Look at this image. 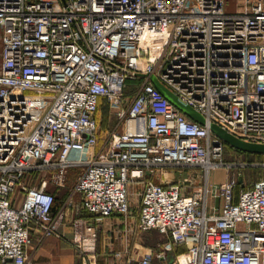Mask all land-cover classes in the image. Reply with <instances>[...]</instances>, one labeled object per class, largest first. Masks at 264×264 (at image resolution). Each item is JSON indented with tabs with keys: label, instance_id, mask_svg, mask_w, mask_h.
Segmentation results:
<instances>
[{
	"label": "built area",
	"instance_id": "2783aa9c",
	"mask_svg": "<svg viewBox=\"0 0 264 264\" xmlns=\"http://www.w3.org/2000/svg\"><path fill=\"white\" fill-rule=\"evenodd\" d=\"M131 79L141 80L130 97ZM103 100L117 114L106 137ZM211 123L264 142V0L239 10L228 0H0V264H52L29 254L33 234L99 264L97 225L127 218L133 197L138 228L169 245L127 264L166 250L170 264H264V178L236 196L242 172L230 171ZM164 166L199 167L203 179L156 180ZM51 184L68 189L62 202Z\"/></svg>",
	"mask_w": 264,
	"mask_h": 264
},
{
	"label": "crops",
	"instance_id": "0c3cea01",
	"mask_svg": "<svg viewBox=\"0 0 264 264\" xmlns=\"http://www.w3.org/2000/svg\"><path fill=\"white\" fill-rule=\"evenodd\" d=\"M239 1L240 7L235 10L241 9L243 0ZM166 168V166L160 168L155 179L165 183L177 181L176 178L170 177L169 171L165 170ZM224 170V177L217 179L211 176V181L215 184L225 181L228 173L225 168ZM213 173H216V171ZM135 189L136 187L133 186L131 189L132 194L135 193ZM211 203L219 204L221 201L212 199ZM137 215L138 207L134 203L127 218L114 214L97 225L99 264H127L131 259L135 260L146 246L163 250L165 246L169 245V237L157 229L140 230L137 226ZM153 230L161 236V239L149 244L147 241L148 233L153 232ZM28 252L34 260L39 262H47L51 259L52 264H79V258L72 245L57 237L37 240V235L33 234V242L28 247ZM118 252L121 255H117ZM166 256V258H154L151 264H170L172 251L166 250ZM46 258L50 259L45 260Z\"/></svg>",
	"mask_w": 264,
	"mask_h": 264
},
{
	"label": "rangeland",
	"instance_id": "374dc122",
	"mask_svg": "<svg viewBox=\"0 0 264 264\" xmlns=\"http://www.w3.org/2000/svg\"><path fill=\"white\" fill-rule=\"evenodd\" d=\"M240 7V1L239 0H228V8L230 10H235L236 8ZM131 85L127 87V93H129V96H133L135 89L137 88V82L133 83V81L130 82ZM98 118L100 120V131L102 132V135L104 137L107 136V131L114 128L117 125V114L115 111L110 110L109 105L103 103L101 105L100 111H98ZM106 135V136H105ZM229 152H227L228 154ZM227 158V157H226ZM232 167L230 168V171L236 169V170H242L245 171L246 176L249 179H258L261 177H264V157L262 159H252L253 161H249L250 157H243L240 153L235 154V156H231ZM226 160V159H225ZM259 160H262L261 162ZM227 161V160H226ZM167 168L165 170L169 171V175L172 178H176L177 181L185 182L186 184L193 186L195 183H197L199 180L203 179V171L199 167L195 166H166ZM246 167H249V169H246ZM225 170L224 168L216 170V173H213L212 177L214 178H222L224 177ZM175 175V177H174ZM75 180V176L72 175L69 177V186L73 184ZM50 188L52 190H55V186L53 184L50 185ZM57 195L59 196V202L63 201L64 196L68 193L67 188L59 189L57 188L56 191ZM133 203H137L136 198L133 199ZM159 239H161V236L153 230V232L148 233V243L151 244L152 242H157ZM35 246V245H34ZM50 258H46L45 260H49ZM47 262H51V259Z\"/></svg>",
	"mask_w": 264,
	"mask_h": 264
},
{
	"label": "water",
	"instance_id": "95a60500",
	"mask_svg": "<svg viewBox=\"0 0 264 264\" xmlns=\"http://www.w3.org/2000/svg\"><path fill=\"white\" fill-rule=\"evenodd\" d=\"M151 80L156 85V87L171 101L173 102L180 110L186 113L192 119L205 123V117L202 113H200L197 109H195L190 104L183 101L178 95H176L172 90H170L167 86H165L154 74L150 75ZM212 131L224 140L226 143L231 146L240 149L242 151H247L251 153L264 154V142H255L249 141L243 138H240L217 123H211ZM240 182H243V178L240 177Z\"/></svg>",
	"mask_w": 264,
	"mask_h": 264
},
{
	"label": "trees",
	"instance_id": "16d2710c",
	"mask_svg": "<svg viewBox=\"0 0 264 264\" xmlns=\"http://www.w3.org/2000/svg\"><path fill=\"white\" fill-rule=\"evenodd\" d=\"M140 80L141 79H137V80H129L128 82H127V84H126V94H128L129 95V93H127V87L129 86V85H131L130 84V82L131 81H133V83H136L137 82V84L140 82ZM103 103H105L106 104V102H105V100H103V101H101L100 102V104H99V108H98V111H100V108H101V105L103 104ZM98 111H97V117H98ZM99 119V118H98ZM99 123H100V120H99ZM227 152H229L228 154H227ZM241 154L243 157H250V160L249 161H253L252 159H262L263 157H264V154H257V153H251V152H247V151H242V150H240V149H237V148H235V147H233V146H231L230 144H228V143H226V154H225V159L227 160V161H231V156H235V154ZM227 157V158H226ZM260 162L262 161V160H259ZM246 169H249V167H246L245 168V170ZM232 172L233 173H235L236 172V169H234V170H232ZM241 176H242V178H243V182H240V181H238V184H237V186H236V188H235V194H236V196L239 194V192H240V190H242V189H244V188H247V187H249L255 180H257V179H249L247 176H246V174H245V171L243 172V169L241 170ZM72 175H74V172H71V174H70V176H72ZM261 178H264V177H261ZM259 179V178H258ZM56 189H57V187H55V190H53V191H56ZM56 202L57 203H59V196L57 195V198H56Z\"/></svg>",
	"mask_w": 264,
	"mask_h": 264
}]
</instances>
